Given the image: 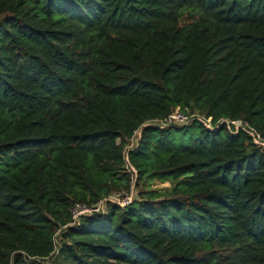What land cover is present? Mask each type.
Masks as SVG:
<instances>
[{
    "label": "trees",
    "instance_id": "trees-1",
    "mask_svg": "<svg viewBox=\"0 0 264 264\" xmlns=\"http://www.w3.org/2000/svg\"><path fill=\"white\" fill-rule=\"evenodd\" d=\"M174 109L201 120L148 123ZM249 131L264 0H0V264H264Z\"/></svg>",
    "mask_w": 264,
    "mask_h": 264
},
{
    "label": "built area",
    "instance_id": "built-area-1",
    "mask_svg": "<svg viewBox=\"0 0 264 264\" xmlns=\"http://www.w3.org/2000/svg\"><path fill=\"white\" fill-rule=\"evenodd\" d=\"M191 119H196V120H201L200 117L197 115H186L177 109H174L170 113L167 114L165 118L162 119H151L148 121L149 124L156 125L159 127H165L168 125H182L188 122ZM204 125L207 127H210V121L209 118L203 119ZM217 122H225V120H218ZM229 124L233 126L234 129L240 127L243 129V124L240 120H234V121H229ZM137 133L134 132L132 137L129 140V145L128 147L132 146L135 137ZM248 134L252 137L254 143L261 144L264 146V141L260 140L258 138V135H254L252 131H249ZM126 165H128L126 163ZM133 172V170H132ZM133 197V192L132 189H130L128 192L125 193H111L100 200H98L94 204L86 205L83 203H74L70 209V222L68 225H74L77 223L78 219L82 216H100L103 215L106 212V203H112L118 206H124L128 203L131 202Z\"/></svg>",
    "mask_w": 264,
    "mask_h": 264
},
{
    "label": "rangeland",
    "instance_id": "rangeland-1",
    "mask_svg": "<svg viewBox=\"0 0 264 264\" xmlns=\"http://www.w3.org/2000/svg\"><path fill=\"white\" fill-rule=\"evenodd\" d=\"M188 135H189V132H186L185 135H184V137H182V139L187 138ZM178 138H179V136L176 137V139H178ZM180 140H181V138H180ZM167 186H168V183L167 182L160 183V182L154 181L151 184V187H155V188H162V187H167Z\"/></svg>",
    "mask_w": 264,
    "mask_h": 264
}]
</instances>
